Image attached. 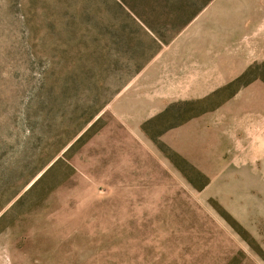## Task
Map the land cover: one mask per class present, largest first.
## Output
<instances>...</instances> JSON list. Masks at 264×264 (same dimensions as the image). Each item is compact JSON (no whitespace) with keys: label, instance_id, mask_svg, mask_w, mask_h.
Listing matches in <instances>:
<instances>
[{"label":"rangeland","instance_id":"obj_1","mask_svg":"<svg viewBox=\"0 0 264 264\" xmlns=\"http://www.w3.org/2000/svg\"><path fill=\"white\" fill-rule=\"evenodd\" d=\"M205 2L0 0V264H264V0Z\"/></svg>","mask_w":264,"mask_h":264},{"label":"crops","instance_id":"obj_2","mask_svg":"<svg viewBox=\"0 0 264 264\" xmlns=\"http://www.w3.org/2000/svg\"><path fill=\"white\" fill-rule=\"evenodd\" d=\"M214 7H211L210 9L213 10ZM246 54L245 53H235L233 55H223L221 57V59L217 62H219V66H217L218 68L216 69L217 72H219L220 77L224 79V82L226 85L234 78H236L238 75H240L242 73V69L246 66L247 64V58H246ZM215 61V60H214ZM239 61H242L243 64L238 68H234L233 65H236ZM191 78H194V76H192ZM226 79V80H225ZM220 83V82H219ZM224 85V84H223ZM192 90L189 89L187 90L186 94L189 96V94L191 95Z\"/></svg>","mask_w":264,"mask_h":264},{"label":"trees","instance_id":"obj_3","mask_svg":"<svg viewBox=\"0 0 264 264\" xmlns=\"http://www.w3.org/2000/svg\"><path fill=\"white\" fill-rule=\"evenodd\" d=\"M211 1H212V0H206V2L201 6V9L196 13V15H197V14H198V13H199V12L205 7V6H207ZM196 15H195V16H196ZM195 16H194V17H195ZM194 17H193V18H194ZM193 18H192V19H193Z\"/></svg>","mask_w":264,"mask_h":264}]
</instances>
